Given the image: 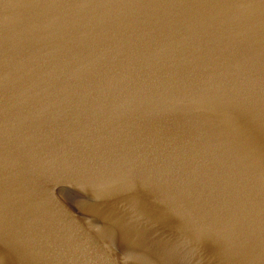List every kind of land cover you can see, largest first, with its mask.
<instances>
[{"label": "water", "instance_id": "water-1", "mask_svg": "<svg viewBox=\"0 0 264 264\" xmlns=\"http://www.w3.org/2000/svg\"><path fill=\"white\" fill-rule=\"evenodd\" d=\"M0 264H264V0H0Z\"/></svg>", "mask_w": 264, "mask_h": 264}]
</instances>
